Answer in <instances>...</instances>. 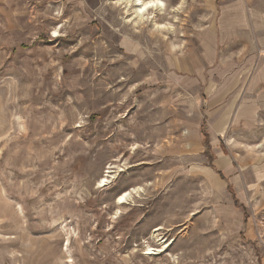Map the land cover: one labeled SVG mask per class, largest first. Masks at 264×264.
<instances>
[{"label":"rangeland","instance_id":"374dc122","mask_svg":"<svg viewBox=\"0 0 264 264\" xmlns=\"http://www.w3.org/2000/svg\"><path fill=\"white\" fill-rule=\"evenodd\" d=\"M162 1L0 0V264H264V0Z\"/></svg>","mask_w":264,"mask_h":264},{"label":"bare ground","instance_id":"6f19581e","mask_svg":"<svg viewBox=\"0 0 264 264\" xmlns=\"http://www.w3.org/2000/svg\"><path fill=\"white\" fill-rule=\"evenodd\" d=\"M123 3L126 4V7H128L130 9V11H132L131 13V18L134 17L135 19H139V20H145L148 15L150 14L151 11H164L166 8V4L164 1L162 0H121ZM127 8V9H128ZM133 19V18H132ZM151 19V18H149ZM138 23V22H137ZM160 26V25H159ZM164 27V26H163ZM162 26L158 27L159 29L163 28ZM56 36V35H55ZM227 159L223 158V163L226 164ZM228 163V162H227ZM110 172L108 171V174ZM106 175L105 177H103L99 184L101 187L106 186L109 182V175ZM141 190L140 187L138 188H133L132 190H129L127 192H124L123 194H121L118 198H117V204L118 205H124L125 203L128 202L129 198L133 195V194H137V192H139ZM162 228H158L156 230L153 231L152 233V237L155 238L158 242V244L160 245V247L158 249H154L150 246L147 247L146 249V253L145 255H159L163 252L166 251V249L169 248V244H167V241H164L163 238H160L159 236V231ZM68 251V249L66 250ZM72 262V261H70Z\"/></svg>","mask_w":264,"mask_h":264},{"label":"crops","instance_id":"0c3cea01","mask_svg":"<svg viewBox=\"0 0 264 264\" xmlns=\"http://www.w3.org/2000/svg\"><path fill=\"white\" fill-rule=\"evenodd\" d=\"M219 162V161H218Z\"/></svg>","mask_w":264,"mask_h":264}]
</instances>
